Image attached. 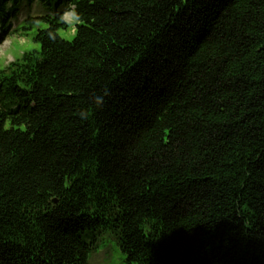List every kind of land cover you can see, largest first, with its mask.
Masks as SVG:
<instances>
[{
    "label": "trees",
    "instance_id": "1",
    "mask_svg": "<svg viewBox=\"0 0 264 264\" xmlns=\"http://www.w3.org/2000/svg\"><path fill=\"white\" fill-rule=\"evenodd\" d=\"M37 1L40 47L0 71V264L105 235L127 264H264V0H76L71 41L68 0Z\"/></svg>",
    "mask_w": 264,
    "mask_h": 264
},
{
    "label": "rangeland",
    "instance_id": "2",
    "mask_svg": "<svg viewBox=\"0 0 264 264\" xmlns=\"http://www.w3.org/2000/svg\"><path fill=\"white\" fill-rule=\"evenodd\" d=\"M46 13L44 7L37 1L28 5V1L24 0L20 11L16 16L12 17L10 22L12 29H15L25 18L30 15L35 20L24 21L22 24L26 25L27 29H20L19 31L12 32L9 35H1L0 33V71L5 69V66L19 57L22 52L27 51L18 47L22 40L31 39L34 32L40 28L41 24L46 25L41 19H37L38 16H42ZM88 264H127L124 260V254L122 253L117 241L105 235L102 242L99 244L97 251L90 254Z\"/></svg>",
    "mask_w": 264,
    "mask_h": 264
},
{
    "label": "clouds",
    "instance_id": "3",
    "mask_svg": "<svg viewBox=\"0 0 264 264\" xmlns=\"http://www.w3.org/2000/svg\"><path fill=\"white\" fill-rule=\"evenodd\" d=\"M57 22V26L47 32L48 39L55 41L59 38L64 41H71L76 37L78 26L83 22V17L78 9L76 0H68L66 6L57 15ZM40 27L47 26L41 24ZM18 47L25 50H32L38 49L40 44L33 42L31 39H27L22 40ZM96 102L99 104L100 99L97 98ZM84 119L85 117L81 115V120L83 121Z\"/></svg>",
    "mask_w": 264,
    "mask_h": 264
},
{
    "label": "water",
    "instance_id": "4",
    "mask_svg": "<svg viewBox=\"0 0 264 264\" xmlns=\"http://www.w3.org/2000/svg\"><path fill=\"white\" fill-rule=\"evenodd\" d=\"M57 200L56 199H54V202H56Z\"/></svg>",
    "mask_w": 264,
    "mask_h": 264
}]
</instances>
